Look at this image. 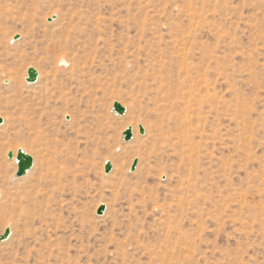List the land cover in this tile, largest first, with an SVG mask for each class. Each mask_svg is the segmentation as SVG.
<instances>
[{"label": "rangeland", "instance_id": "1", "mask_svg": "<svg viewBox=\"0 0 264 264\" xmlns=\"http://www.w3.org/2000/svg\"><path fill=\"white\" fill-rule=\"evenodd\" d=\"M73 26L94 36L73 38L72 56L99 83L89 78L76 101L53 103L43 88L55 61L43 49ZM0 68V191L19 182L7 197L20 199L40 184L47 207L33 222L0 200V237L13 232L0 241V264H161L176 252L187 264H264V0H0ZM30 68L40 76L34 84ZM186 72L209 99L195 165L156 163L147 130L163 94L153 77L181 83ZM28 108L39 126L30 135ZM93 118L109 134L95 154L80 144L90 176L60 198L43 178L60 165L58 144L84 137ZM20 148L34 160L22 178L8 158Z\"/></svg>", "mask_w": 264, "mask_h": 264}, {"label": "bare ground", "instance_id": "2", "mask_svg": "<svg viewBox=\"0 0 264 264\" xmlns=\"http://www.w3.org/2000/svg\"><path fill=\"white\" fill-rule=\"evenodd\" d=\"M85 36H87L90 40L94 38L93 35L86 33L85 30L73 26L71 29H66L65 33H62V36H53L47 41L43 52L50 55V60L55 61V66L52 70L53 77L50 82L46 84L45 88H43L45 94L44 98L48 101H52L53 103H69L71 101H76V98L73 96V94H75L74 92L86 93V90L88 89L86 80L89 78H91V84L96 82L95 85H98L99 80L94 76L91 70L88 69L89 71H87L86 69L79 67L74 56H72L75 46L73 38ZM13 41L15 42L16 40L14 39ZM58 66H61L63 69H59ZM0 69L3 70L2 68ZM192 75V72H186L184 75H180L179 78H184V82H181L182 84L176 83V81L173 78L171 79L169 76L162 77L161 75H155L153 77L158 93L163 94L161 98L154 101V110L151 112L153 120H151L150 130H147L149 135L148 138L151 141L154 152L156 153V163H159L164 158H167L169 160H175V162H177L180 166L183 164L195 165L196 158L194 157V152L198 148L195 138L202 130L200 127L203 123L202 114L204 113L205 105L209 102V99H204L201 95L202 90L192 83L194 81ZM10 81L11 80L9 79L3 82L4 84L7 83L9 85ZM17 88L18 87H15V91ZM88 98H91V100H88L91 104L96 97L89 95ZM217 111L218 110H216V112ZM93 122V128L88 130L86 129L87 132H84V137L79 136V131L76 132L73 140L67 139L66 142L63 141L58 144L61 146L60 152L58 153L60 165L57 166V170L52 174V176L46 175L43 178V180H49L50 186L55 189L54 191L60 193V198L65 196L74 197L75 186L80 180L86 179L90 176V158L87 152L81 149L80 144H87L91 146V148H93V154H95V150L100 143V138L108 136L109 134L110 127L103 124L99 118H93ZM22 127V131L24 133L27 132L28 135L39 127L33 108H28L23 118ZM80 137L83 138L84 141H81L79 139ZM139 141L140 138L135 135L131 143H137ZM123 147H121V149ZM118 148L119 146L117 149ZM20 149L25 153L28 152L26 151L27 149ZM16 156V153H14L12 163L15 164V169H17ZM123 173L124 172L121 170V177H123ZM27 174H29V172ZM18 183L11 181L6 183V190L4 189L3 192L0 191V200H8L11 202L12 206H18L22 212L27 214L28 219H32L33 222L36 218L43 221L45 216L41 213L43 212L46 214L47 207L45 205V197L42 196L43 190L40 189V184L37 188L25 191L23 198H16L14 200L8 199L7 195L10 193L9 191H11V189H21L19 186L20 184ZM14 195L18 197L17 193ZM174 256L175 257L173 259L171 258L169 260H167L166 257L168 256H166L164 261L161 260V264H187L182 260L179 253L176 252Z\"/></svg>", "mask_w": 264, "mask_h": 264}, {"label": "water", "instance_id": "3", "mask_svg": "<svg viewBox=\"0 0 264 264\" xmlns=\"http://www.w3.org/2000/svg\"><path fill=\"white\" fill-rule=\"evenodd\" d=\"M55 17L52 19L54 20ZM51 20V21H52ZM20 37L16 36L14 39L18 40ZM39 78V74L38 71L35 68H30L27 71V77H26V82L30 83V84H34L38 81ZM113 109L114 111L119 114V115H124L126 112V109L120 104V103H114L113 105ZM3 123V120L0 119V125ZM140 133L144 134V129L143 127H140ZM132 135H133V129L132 128H128L125 132H124V139L126 142L130 141L132 139ZM8 158L9 159H14V153L13 152H9L8 153ZM16 161H17V173H16V177L18 178H22L24 177L33 167L34 165V160L33 158L28 155L27 153H25L23 150H18L17 153V157H16ZM138 165V160H135L132 166V172L136 170V167ZM112 170V165L110 162H107L105 165V172L106 174L110 173ZM106 210V207L104 205L100 206L97 210V215L102 216L104 214V211ZM11 235V230L7 229L4 233V235H2L0 237V241H6L10 238Z\"/></svg>", "mask_w": 264, "mask_h": 264}]
</instances>
